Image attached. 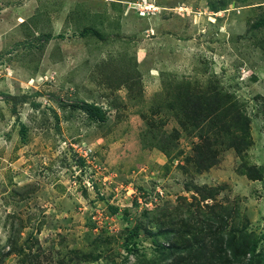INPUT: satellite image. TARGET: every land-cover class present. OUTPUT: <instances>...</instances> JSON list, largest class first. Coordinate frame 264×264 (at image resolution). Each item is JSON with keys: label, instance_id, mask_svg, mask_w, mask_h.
Returning <instances> with one entry per match:
<instances>
[{"label": "rangeland", "instance_id": "rangeland-1", "mask_svg": "<svg viewBox=\"0 0 264 264\" xmlns=\"http://www.w3.org/2000/svg\"><path fill=\"white\" fill-rule=\"evenodd\" d=\"M208 206L264 252V0H0V264H134Z\"/></svg>", "mask_w": 264, "mask_h": 264}, {"label": "trees", "instance_id": "trees-1", "mask_svg": "<svg viewBox=\"0 0 264 264\" xmlns=\"http://www.w3.org/2000/svg\"><path fill=\"white\" fill-rule=\"evenodd\" d=\"M46 39H51V36H47ZM8 99L14 107L26 101V98L21 96H9ZM65 105L62 103V106ZM77 107L92 118L100 121L106 119L105 112L95 104L85 101L77 104ZM241 124L243 126L245 122L236 120L237 127ZM254 173L256 171L252 170L249 177L253 180L258 179ZM207 199L209 197L205 196L204 200ZM208 208L212 212L203 218V222L206 223L207 241L199 242L198 236H195V239L185 236L186 234L176 228L166 230L155 236L163 238L164 243H159L158 238L152 242L155 253L152 256L144 253L134 264H264V252L259 250V240L256 236L244 226L228 228V216L225 214L217 216L213 214V210H217L216 207ZM221 209L230 210L228 207ZM139 236L138 229L131 230L127 236L125 248L128 255L140 256L141 245L137 241ZM23 251L22 249L21 252Z\"/></svg>", "mask_w": 264, "mask_h": 264}]
</instances>
